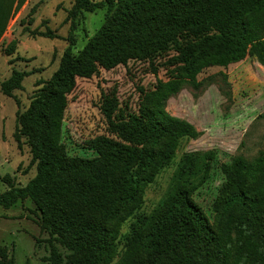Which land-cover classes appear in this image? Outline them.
Returning a JSON list of instances; mask_svg holds the SVG:
<instances>
[{"label": "trees", "instance_id": "16d2710c", "mask_svg": "<svg viewBox=\"0 0 264 264\" xmlns=\"http://www.w3.org/2000/svg\"><path fill=\"white\" fill-rule=\"evenodd\" d=\"M27 1L0 0V41ZM73 1L68 14L69 45L60 66L19 118L18 138H28L37 174L24 187L11 186L0 192V207L10 209L19 201L32 200L41 212L39 225L49 234V242H58L94 264L117 248L113 237L117 229H109L97 217L104 212L116 219L123 210H131L130 202L139 204L141 190L153 180L148 172L159 171L161 163L152 150L141 153L109 141L95 143L96 157H68L61 142L62 120L77 79L175 47L187 79L160 84L153 93L158 110L113 119L107 109V117L113 130L127 141L156 144L168 136L197 138L198 131L169 116L162 106L183 82L198 88V75L207 67L227 68L249 55L264 67V0L111 1L104 24L77 56L72 47L80 18L105 4ZM41 34L56 37L51 30ZM26 76L13 70L1 83V91L11 96L23 87ZM215 154L209 151L181 164L157 219L149 222L148 230L142 231L136 224L132 233L123 235L128 253L141 249L143 264H264V151L255 159L256 169L263 173L257 188L244 183L250 165L243 156L234 158L230 166L223 165L234 185L230 191H222L216 206L237 219L239 227L237 241L226 243L205 228V218L193 198L209 180ZM200 163L203 173L191 180L192 167ZM122 164L129 169L127 173L119 171ZM0 262L14 264L1 245Z\"/></svg>", "mask_w": 264, "mask_h": 264}, {"label": "rangeland", "instance_id": "374dc122", "mask_svg": "<svg viewBox=\"0 0 264 264\" xmlns=\"http://www.w3.org/2000/svg\"><path fill=\"white\" fill-rule=\"evenodd\" d=\"M93 1L105 6L83 13L74 33L75 56L104 24L109 3L117 2ZM73 4V0H28L10 21L0 41V192L11 186L24 187L37 174L28 138H18L19 118L60 66L69 45L68 14ZM50 30L56 37L42 36L41 33ZM15 69L27 76L23 87L8 96L1 91V83ZM176 79L186 81L187 73L177 49L171 47L110 70L100 68L91 78H78L68 95L61 137L68 157H96L95 143L109 141L141 153L152 150L155 160L161 163L159 171L148 172L153 180L141 190L139 204L130 202L131 210H123L116 219H110L104 212L97 217L109 229H117L113 234L117 248L94 264H143L142 250L128 253L123 235L132 233L136 224L138 229L148 230L149 222L161 214L162 202L170 194L181 164L209 151L216 153L211 160L210 178L193 198L208 231L220 236L222 243L237 241V219L229 218L222 206H216L219 203L216 201L224 189L230 191L234 185L233 177L223 165H232L236 157L243 156L250 165L244 179L250 189L257 188L262 181L263 173L256 169L255 159L264 151V67L253 55L227 68L207 67L198 75V88L183 82L178 93L165 101L162 109L191 125L200 133L197 138L168 136L149 144L127 141L113 130L107 109L113 119L155 113L158 105L154 91L161 83ZM125 169L122 164L119 171L127 173L129 169ZM203 170L201 163L193 166L190 179L200 177ZM40 218V210L30 199L19 201L10 209L0 207V245L6 247L14 264H91L86 256L58 242L50 243L49 234L40 228Z\"/></svg>", "mask_w": 264, "mask_h": 264}]
</instances>
